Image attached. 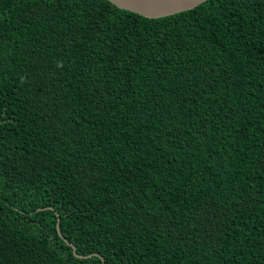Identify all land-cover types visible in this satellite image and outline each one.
Returning a JSON list of instances; mask_svg holds the SVG:
<instances>
[{
  "label": "trees",
  "instance_id": "trees-1",
  "mask_svg": "<svg viewBox=\"0 0 264 264\" xmlns=\"http://www.w3.org/2000/svg\"><path fill=\"white\" fill-rule=\"evenodd\" d=\"M0 264H264V0H0Z\"/></svg>",
  "mask_w": 264,
  "mask_h": 264
},
{
  "label": "water",
  "instance_id": "water-1",
  "mask_svg": "<svg viewBox=\"0 0 264 264\" xmlns=\"http://www.w3.org/2000/svg\"><path fill=\"white\" fill-rule=\"evenodd\" d=\"M115 5L149 18H159L192 9L206 0H110ZM59 229V222H58ZM60 232V230H59ZM68 242V241H67ZM74 251H76L75 246Z\"/></svg>",
  "mask_w": 264,
  "mask_h": 264
}]
</instances>
